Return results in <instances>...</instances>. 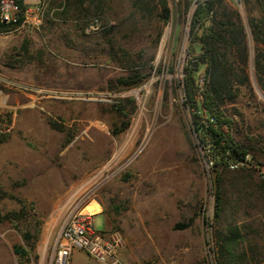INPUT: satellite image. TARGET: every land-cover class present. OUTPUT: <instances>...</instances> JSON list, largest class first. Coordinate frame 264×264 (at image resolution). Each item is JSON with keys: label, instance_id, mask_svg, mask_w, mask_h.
Returning a JSON list of instances; mask_svg holds the SVG:
<instances>
[{"label": "rangeland", "instance_id": "rangeland-1", "mask_svg": "<svg viewBox=\"0 0 264 264\" xmlns=\"http://www.w3.org/2000/svg\"><path fill=\"white\" fill-rule=\"evenodd\" d=\"M225 1L240 12L249 48L248 82L225 113L264 145V87L254 69L257 53L264 64V44L252 39L243 0ZM39 2L40 24L0 29V189L8 195L0 198V264H53L61 225L82 209L94 212L95 230L122 232L121 255L132 264H217L214 166H206L215 159L195 128L205 114L195 117L183 98L194 1L167 0L166 22L133 0L78 9L24 1ZM135 69L145 79L121 86L117 79ZM203 72L195 74L200 87ZM255 166L263 177L264 166ZM13 212L16 219L5 218ZM232 213L228 221L262 231L251 241L264 246V200L250 196ZM90 263L73 251L70 264Z\"/></svg>", "mask_w": 264, "mask_h": 264}, {"label": "trees", "instance_id": "trees-1", "mask_svg": "<svg viewBox=\"0 0 264 264\" xmlns=\"http://www.w3.org/2000/svg\"><path fill=\"white\" fill-rule=\"evenodd\" d=\"M16 1L21 6L26 5L24 0ZM64 1L66 9L71 5L78 9L86 1L94 0ZM184 1L187 6L194 1V9L188 31L189 50L193 57L183 68V98L185 106L193 109L195 117L205 114L206 118L195 122V128L201 144L209 146L215 159L212 169L213 216L210 226L216 247V263L257 264L264 259V246L263 243L257 245L252 242L251 238L254 235L262 236V231L245 224L239 227L236 222L228 221L227 218L230 210L232 214L236 212L239 201L241 203L250 196H254L257 201L264 200V176L255 173V164L264 166V145H261L257 137L238 130L235 121L225 113V105L236 96L235 88L248 82L246 66L249 48L246 29L238 9L225 0ZM132 3L142 13L150 15L156 10L164 22L169 19L167 0H133ZM243 4L253 41L264 44V0H243ZM51 8L49 6L48 11ZM253 9H258L260 16H253ZM10 27L2 26L0 29L5 31ZM258 56L259 53L254 59V69L264 87L261 77L264 64ZM201 66L204 67L202 87L195 75ZM145 77V73L135 69L128 75L120 76L117 81L123 87H135ZM3 140L4 137L0 136V142ZM247 155H251V162L246 160ZM230 161H246L251 166L231 170L228 167ZM7 196L0 189V198ZM241 207L240 204V211ZM17 216L13 212L5 218L14 220ZM188 224L181 223L176 227L183 228ZM13 251L18 256L26 254V250L18 246H14Z\"/></svg>", "mask_w": 264, "mask_h": 264}, {"label": "built area", "instance_id": "built-area-1", "mask_svg": "<svg viewBox=\"0 0 264 264\" xmlns=\"http://www.w3.org/2000/svg\"><path fill=\"white\" fill-rule=\"evenodd\" d=\"M45 5L21 6L16 0H0V27L38 25L43 20ZM0 73V84L3 82ZM1 105V97H0ZM248 160V155L246 156ZM249 163L246 161L228 162L230 169H237ZM208 168L214 166L212 160L206 162ZM78 210L67 215L55 239L53 264H70L74 250L86 254L90 264H132L124 259L121 250L125 246L122 232L115 229L97 231L93 227V213ZM146 264H161L159 260H151Z\"/></svg>", "mask_w": 264, "mask_h": 264}, {"label": "bare ground", "instance_id": "bare-ground-1", "mask_svg": "<svg viewBox=\"0 0 264 264\" xmlns=\"http://www.w3.org/2000/svg\"><path fill=\"white\" fill-rule=\"evenodd\" d=\"M85 210H86V207H85ZM88 213H94V212H91V211H88V210H86Z\"/></svg>", "mask_w": 264, "mask_h": 264}, {"label": "crops", "instance_id": "crops-1", "mask_svg": "<svg viewBox=\"0 0 264 264\" xmlns=\"http://www.w3.org/2000/svg\"><path fill=\"white\" fill-rule=\"evenodd\" d=\"M24 1L26 2V0H24ZM107 227H108V226H107ZM106 230H110V228H109V229L106 228Z\"/></svg>", "mask_w": 264, "mask_h": 264}]
</instances>
